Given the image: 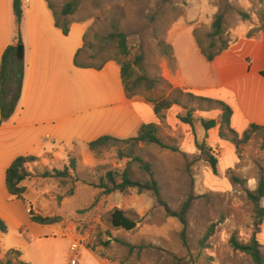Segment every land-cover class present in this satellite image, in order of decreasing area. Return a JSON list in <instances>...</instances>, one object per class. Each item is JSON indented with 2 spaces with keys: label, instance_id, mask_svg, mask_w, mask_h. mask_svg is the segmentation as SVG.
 <instances>
[{
  "label": "rangeland",
  "instance_id": "374dc122",
  "mask_svg": "<svg viewBox=\"0 0 264 264\" xmlns=\"http://www.w3.org/2000/svg\"><path fill=\"white\" fill-rule=\"evenodd\" d=\"M72 2L76 3L73 13L60 17L63 8ZM50 3L61 22L85 26L84 51L80 56L83 63L100 66L105 61L115 62V58L133 62L137 56H143L130 79L129 97L132 102L149 105L169 95L188 104L189 91L179 86V62L175 57L178 54L182 58L187 53V39H177L174 46L169 39L173 31L191 29L200 50L217 53L223 45L243 37L246 29L247 37L264 29V0ZM220 12L224 14L223 33L214 37L212 25ZM240 12L248 18L244 20ZM118 32L127 36V59L118 56L117 41L110 37ZM189 106L208 105L191 101ZM178 115H186V110L174 106L165 119H155L159 138L177 151L154 144L119 143L97 156L93 152L83 154V145H79L80 151L67 146L59 150V155H47L27 164L31 177L23 186L28 210L42 217L59 218V222L42 226L41 238H37L38 230L29 229L27 234L14 230L8 238L0 232V260L5 262L10 258L9 251L17 250L22 257L11 256L14 264H72L74 256L77 264H102L101 259L109 264H253L247 254L232 248L231 239L247 244L255 232L254 207L247 192L256 190L259 180L264 178V131L254 133L248 143L236 147L221 139L217 129L209 132L201 124V119L220 121V110L197 111L194 129L182 123ZM209 154L219 161L218 176L212 172ZM73 157L78 159L76 167L70 168L66 177L57 176L56 171L69 167ZM145 164H150V170ZM126 168L134 182L156 180L162 199L172 211H179L187 198L194 195L187 218L186 246L181 240L183 225L168 217L150 192L129 189L126 193L108 194L101 187L103 183L111 187L106 179L108 172H118L120 183ZM231 174L242 183H234ZM117 209L137 223L133 231L113 227L112 215ZM211 226L215 227L214 233L203 242ZM257 239L264 251V223ZM73 245L79 247L76 252L71 249Z\"/></svg>",
  "mask_w": 264,
  "mask_h": 264
},
{
  "label": "crops",
  "instance_id": "0c3cea01",
  "mask_svg": "<svg viewBox=\"0 0 264 264\" xmlns=\"http://www.w3.org/2000/svg\"><path fill=\"white\" fill-rule=\"evenodd\" d=\"M22 10L18 27L13 0H0V61L19 40L25 48L19 106L4 124L0 113V219L9 232L2 236L8 238L14 230L27 234L31 229L38 230L41 238L42 226L55 224L34 223L27 203L9 194L6 173L13 161L59 155L67 146L80 151L83 145L81 152L91 154L87 143L104 135L136 137L142 125L155 123L157 117L150 102H132L127 97L115 62L101 71L74 65L84 45L83 24L73 23L64 36L45 0H22ZM245 33L211 62L202 54L193 30L173 31L169 36L174 46L177 39H187V53L182 58L175 54L179 86L227 103L233 109L231 126L239 134L252 124L264 127V29L253 37H247V29ZM215 129L219 132V127L210 131ZM101 263L109 264L103 259Z\"/></svg>",
  "mask_w": 264,
  "mask_h": 264
},
{
  "label": "trees",
  "instance_id": "16d2710c",
  "mask_svg": "<svg viewBox=\"0 0 264 264\" xmlns=\"http://www.w3.org/2000/svg\"><path fill=\"white\" fill-rule=\"evenodd\" d=\"M49 6V9L52 10L55 26L64 36H68L70 34L71 25L74 22H61L60 17H67L73 13V10L76 6L75 2L67 4L62 12L60 13V17L54 11L53 6L50 3V0H45ZM162 3H167L170 0H157ZM13 10L16 17L17 26L19 27L21 23V19L23 16L22 10V0H13ZM240 16L245 20L248 18L247 14L240 12ZM223 22H224V14L222 12L218 13L215 17V20L212 25L213 36L220 37L223 33ZM261 31V30H260ZM112 39H116L117 41V50L118 56L127 59L130 55V50L128 47V41L126 34L122 32L115 33L110 36ZM84 40V39H83ZM22 41L19 40L17 45H10L5 52L0 61V113H1V124L8 122L19 106V102L22 96L23 89V81L25 74V64L23 60H19L17 58V47L22 45ZM230 45H223L222 48L217 53H211L204 48L201 49L202 54L205 56L207 61L211 62L214 58L227 50ZM84 51V45L80 48L74 58V65L77 68H90L95 69L97 71H101L104 69L105 65L109 63L105 61L100 66H91L83 63L80 60V56ZM143 60V56H137L133 62L122 61L121 59L115 58L114 61L120 65L121 69V78L123 82V86L125 89V93L127 97H129V83L132 75L134 74L135 68L140 67V64ZM177 90V89H175ZM174 90V91H175ZM179 91V90H178ZM186 96L188 99V104H182L178 98L169 95V97L151 101L150 103L153 105L154 113L159 120H163L166 118V113L170 111L174 106H181L186 110V115H178V119L189 125L194 129V121L195 114L197 111H211V110H220L221 118L220 121L215 119H201V124L206 131H209L217 126H219V137L223 140H227L230 143L234 144L238 147L241 144L248 143L253 134L259 131H264V127L258 125H250L249 128L244 131L242 134L236 132L231 126V118L233 116V109L224 101L206 98L202 96H197L192 93H187ZM197 102V103H206L208 106L200 108L197 106H189V103ZM214 105V106H213ZM159 127L155 123L144 124L141 126L138 135L136 137L120 139L110 135H104L99 137L98 139L91 141L86 144L87 148L95 153L97 156L103 155L107 150L116 147L119 143H123L126 145L136 146V145H157L162 149L177 151L175 148L168 146L165 144L158 136ZM197 142V146H198ZM202 149V148H201ZM211 151V150H210ZM137 161L142 162L141 159L136 158ZM38 160L37 157L28 156V157H18L16 158L11 166L7 169L6 173V185L9 194L13 197H16L22 201H24V195L26 193V187L23 186V183L31 177L30 171L26 168L27 164L34 163ZM77 158H71L70 166L65 167L64 171H56V175L60 177H66L69 175V169L75 168L77 163ZM208 161L211 165L212 172L215 176H218V164L219 161L215 155L209 154ZM147 170H150V164H145ZM49 176L46 174V177ZM117 176H119L118 172H108L106 179L108 180L111 187H106L103 183L101 187L105 188L106 193L111 194L114 192L126 193L129 189H137L139 193H143L145 191L150 192L158 202L160 206H162L168 217L176 218L183 225V230L181 233V240L183 245L186 246V237H187V218L189 212L192 208L195 197L191 194L187 200L182 205L179 211H172L167 203L162 199L161 189L158 182L154 179H151L144 184L134 182L131 179L129 169L126 168L120 175L121 182L117 180ZM231 179L234 183L240 184L242 181L237 178L235 175L231 174ZM247 197L249 201L252 203L254 207L255 213V232L253 234L252 239L247 244L240 243L236 238L231 239V246L235 251H239L247 254L253 264H264V251L262 250V246L257 239V233L260 229V226L264 223V207L262 206V200L264 199V178H261L258 183V187L254 191H248ZM31 220L34 223L40 225H54L59 222V218H49L42 217L40 215L35 214L32 210L30 212ZM214 226H211L203 240V242L207 241L214 233ZM0 232L3 234L8 233L7 224L0 219ZM133 248V247H131ZM94 252V248H91ZM8 258L5 262L0 260V264H14V260L11 256H15L17 258L22 257V253L17 250H11L8 253ZM23 263V262H22ZM25 264V263H23Z\"/></svg>",
  "mask_w": 264,
  "mask_h": 264
},
{
  "label": "water",
  "instance_id": "95a60500",
  "mask_svg": "<svg viewBox=\"0 0 264 264\" xmlns=\"http://www.w3.org/2000/svg\"><path fill=\"white\" fill-rule=\"evenodd\" d=\"M17 58L24 60L25 48L23 45L17 47ZM112 225L116 229H123L125 231H133L137 227V223L128 218L122 210L117 209L112 215Z\"/></svg>",
  "mask_w": 264,
  "mask_h": 264
},
{
  "label": "built area",
  "instance_id": "2783aa9c",
  "mask_svg": "<svg viewBox=\"0 0 264 264\" xmlns=\"http://www.w3.org/2000/svg\"><path fill=\"white\" fill-rule=\"evenodd\" d=\"M29 211V213L31 212V210H28ZM71 249L74 251V252H76L77 250H78V246L77 245H73L72 247H71ZM72 264H77V257L76 256H74V259H73V261H72Z\"/></svg>",
  "mask_w": 264,
  "mask_h": 264
}]
</instances>
